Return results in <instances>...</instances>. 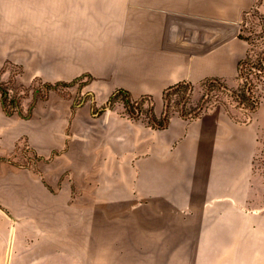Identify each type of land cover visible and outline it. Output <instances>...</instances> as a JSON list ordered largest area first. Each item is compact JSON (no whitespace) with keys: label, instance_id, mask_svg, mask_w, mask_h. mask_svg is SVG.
Returning a JSON list of instances; mask_svg holds the SVG:
<instances>
[{"label":"crops","instance_id":"0c3cea01","mask_svg":"<svg viewBox=\"0 0 264 264\" xmlns=\"http://www.w3.org/2000/svg\"><path fill=\"white\" fill-rule=\"evenodd\" d=\"M259 0H0V79L88 81L28 116L0 92V264H264L253 196L260 120L223 104L156 128L118 106L180 81H236ZM25 141L36 162L13 164Z\"/></svg>","mask_w":264,"mask_h":264},{"label":"rangeland","instance_id":"374dc122","mask_svg":"<svg viewBox=\"0 0 264 264\" xmlns=\"http://www.w3.org/2000/svg\"><path fill=\"white\" fill-rule=\"evenodd\" d=\"M263 25L264 0H259L256 7L244 13V17L241 18L238 27L243 29L245 34L254 36L255 40L263 47ZM87 81L86 77H80L71 83H51L40 78L27 79L21 68L14 67L11 78L6 81H1L0 79V88L6 91L2 99L3 103L5 101L9 112L28 116L40 100L48 101L52 96L61 95L70 98L76 105H80L84 101L91 99L92 95L90 93L83 92ZM228 84L233 88H237L240 80L236 79V81ZM218 92L217 87L208 90L204 82L193 84L192 87L185 86L178 90H171L164 99V113H167V115L180 113L189 117H196L221 103L216 100V93ZM114 106L120 107L122 113L129 114V111L124 106L123 96L117 99ZM136 106L135 112L138 115L137 118L148 121L151 118L152 112H154L152 98L146 97L140 99ZM229 110L238 121L243 122L252 119L261 121L258 132V151L254 159L253 196L245 206H241L242 210L240 211L264 212V98L259 109L251 114V117L245 115L243 110L238 108L235 102L232 101H229ZM26 145L25 141L22 140L18 145L17 158L10 157L8 160L17 165L36 162L38 155L27 152L28 148Z\"/></svg>","mask_w":264,"mask_h":264},{"label":"trees","instance_id":"16d2710c","mask_svg":"<svg viewBox=\"0 0 264 264\" xmlns=\"http://www.w3.org/2000/svg\"><path fill=\"white\" fill-rule=\"evenodd\" d=\"M248 11L249 10H246L244 13ZM244 13L242 18L244 17ZM238 35L240 38L245 39L248 43L246 55L240 60L238 65L237 78L240 80L239 86L237 88H233L225 79L219 76L206 78L202 82L206 83L208 90H212L213 88L217 87L219 92L216 93V100L217 102H221L220 104H223L228 110L229 101H232L235 102L238 108L243 110L245 115L251 117V114L255 113L259 109L264 98V46L262 47V45H260V43H258L255 40V37L251 34H245L241 28ZM193 84L194 83L190 81H180L174 85H171L165 89L163 98L165 99L171 90H178L185 86L192 87ZM0 91L2 96H4L6 91L1 88ZM120 96L124 97V106L129 111L128 115L132 118L138 119V115L135 112V109L137 108L136 104L139 103L140 99L149 96L144 95L140 98H133L129 91L122 88L114 91L107 103L103 105L100 110L114 107V104ZM4 107L9 112L5 101ZM181 115L189 117L185 114ZM232 116L236 119L233 114ZM170 117L171 115H167V113H164L158 117L154 114V112H152L151 118L146 122L153 127L164 128L169 124Z\"/></svg>","mask_w":264,"mask_h":264}]
</instances>
